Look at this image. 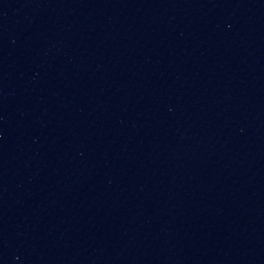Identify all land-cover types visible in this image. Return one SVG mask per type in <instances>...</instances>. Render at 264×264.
Instances as JSON below:
<instances>
[{
	"label": "water",
	"instance_id": "95a60500",
	"mask_svg": "<svg viewBox=\"0 0 264 264\" xmlns=\"http://www.w3.org/2000/svg\"><path fill=\"white\" fill-rule=\"evenodd\" d=\"M0 264H264V0H0Z\"/></svg>",
	"mask_w": 264,
	"mask_h": 264
}]
</instances>
